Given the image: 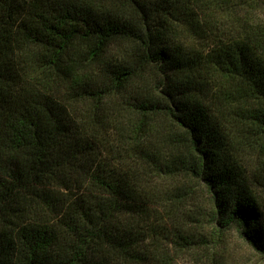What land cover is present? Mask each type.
Wrapping results in <instances>:
<instances>
[{"label": "trees", "instance_id": "16d2710c", "mask_svg": "<svg viewBox=\"0 0 264 264\" xmlns=\"http://www.w3.org/2000/svg\"><path fill=\"white\" fill-rule=\"evenodd\" d=\"M263 6L0 0V264H173L201 188L264 255Z\"/></svg>", "mask_w": 264, "mask_h": 264}, {"label": "rangeland", "instance_id": "374dc122", "mask_svg": "<svg viewBox=\"0 0 264 264\" xmlns=\"http://www.w3.org/2000/svg\"><path fill=\"white\" fill-rule=\"evenodd\" d=\"M256 12V18L263 21L264 6ZM241 157L250 175L259 173L260 163L254 152H244ZM198 201L199 205L193 209L192 217L181 212L178 216L168 217L167 226L171 235L182 228L195 234L196 239L205 240L183 250L172 243L168 245L169 240L163 241L173 264H264V255L244 240L236 226L218 224L210 213L209 198L202 188Z\"/></svg>", "mask_w": 264, "mask_h": 264}]
</instances>
